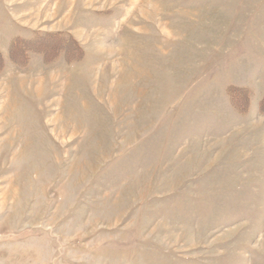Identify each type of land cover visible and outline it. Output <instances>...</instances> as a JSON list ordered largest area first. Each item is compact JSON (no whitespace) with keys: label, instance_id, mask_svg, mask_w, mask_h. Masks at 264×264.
Wrapping results in <instances>:
<instances>
[{"label":"rangeland","instance_id":"374dc122","mask_svg":"<svg viewBox=\"0 0 264 264\" xmlns=\"http://www.w3.org/2000/svg\"><path fill=\"white\" fill-rule=\"evenodd\" d=\"M0 264H264V0H0Z\"/></svg>","mask_w":264,"mask_h":264},{"label":"crops","instance_id":"0c3cea01","mask_svg":"<svg viewBox=\"0 0 264 264\" xmlns=\"http://www.w3.org/2000/svg\"><path fill=\"white\" fill-rule=\"evenodd\" d=\"M19 27H23V28H25V27H29V26H26V25H20Z\"/></svg>","mask_w":264,"mask_h":264}]
</instances>
